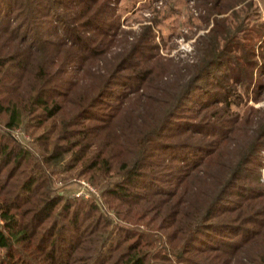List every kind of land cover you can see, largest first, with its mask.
<instances>
[{
    "label": "trees",
    "instance_id": "obj_1",
    "mask_svg": "<svg viewBox=\"0 0 264 264\" xmlns=\"http://www.w3.org/2000/svg\"><path fill=\"white\" fill-rule=\"evenodd\" d=\"M109 1L0 0V264H264V112L230 111L237 84L248 97L254 69L264 72V24L246 39L247 0H197L214 13L212 26L196 42L194 74L170 86L148 27L107 57L116 35ZM74 2L64 39L38 33L40 13ZM93 60L105 61L102 73ZM255 80L258 102L264 83ZM205 86L189 112L197 121L176 122ZM252 119L251 138L239 141ZM17 128L39 157L8 136ZM49 168L90 182L107 209L52 189Z\"/></svg>",
    "mask_w": 264,
    "mask_h": 264
},
{
    "label": "rangeland",
    "instance_id": "obj_2",
    "mask_svg": "<svg viewBox=\"0 0 264 264\" xmlns=\"http://www.w3.org/2000/svg\"><path fill=\"white\" fill-rule=\"evenodd\" d=\"M248 2H251V4H247ZM77 7L78 6L74 2L66 5V8H60L59 6L55 8L52 6L44 13H40V20L36 23L38 33L48 40L52 39L59 41L64 39V33L61 27L64 24L73 21L71 18L76 15L74 12L78 11ZM207 8L197 0H118L117 2L116 0H111L108 3V8L105 9V12L107 13L108 21H113L115 23L114 29H116V35L114 37V44L107 49L110 53L107 57L110 58V55L113 52L117 53L128 49L129 43L134 41V37H137L141 33V29L143 27H148L153 34L151 44L156 48L151 50L150 54L153 59L159 57L165 66H167L166 77L163 79L167 80V83L170 86H177L178 84L184 85L183 83L187 82L191 75L194 74V71L190 69L192 67L190 65L195 64L201 55V53L196 50V42L199 37L209 32L210 27L212 26L214 13L209 15V12L206 10ZM241 9L243 10L240 13L239 18V20H242L243 22L241 35L248 39L249 35L252 33L251 26L259 22L264 24V0H247V2L241 5ZM228 15L229 13L227 16ZM230 19L232 20V17H230ZM232 23H234V20H232ZM256 59L257 62L260 63L261 59L259 57ZM101 60H93L89 62L92 64V70L99 71L100 73L103 72L105 61ZM82 75L83 72L73 74L70 70L68 76L83 84L85 79H82ZM253 78L254 84L250 87L248 97L245 96L243 87L240 84H237L236 90L241 98L238 100L232 96V106L230 107L231 112L238 113L242 116L250 107L264 112V89H261L262 92L259 96L260 101L256 102L252 97V88L256 84L255 78H259V80L264 83V72L259 75L258 70L254 69ZM155 83L159 85L160 82ZM112 86L111 93H113V96L116 98L121 96V87L116 84ZM205 91H209L208 86L203 87L195 94L193 97L194 100L189 103L191 110L182 112L181 116L179 115L176 117V122L182 124L183 122L197 121L190 116V113L195 114V111L198 108L197 101H200V99L203 98V94L207 93ZM120 99H122V96L119 100ZM111 100L113 101L115 99L112 98ZM216 104L218 105V108L214 109V112L220 114L219 107L221 106V103ZM128 105L129 104H125L124 107ZM206 116L209 118L210 122L214 120L210 117L211 114H207ZM253 128L254 120L252 119L249 125L243 127V129L239 130L235 135L239 137V141L247 142L249 138H251ZM204 129L205 128L203 127L202 130ZM2 130L5 132V128L0 121L1 133ZM179 132L180 131L174 132V137H177L178 134H180ZM8 136L13 140L20 142L24 147L29 149L33 155L39 157V145L34 141V137H32L30 133L25 132L23 128H17L14 131L8 132ZM198 137L199 136L195 138L197 139ZM188 138H190V140L195 139L192 137ZM233 146L234 140L232 146L227 150L231 151L234 148ZM261 154L262 165L259 172L261 177L260 182L264 184V171L262 170V168H264V150L261 151ZM47 173L52 178V189L61 191L63 194L68 191L69 195L73 198H81L83 200L94 199L99 203V206L103 211L107 209L98 190L90 182L83 179H77L73 175L74 172L68 173L49 168ZM248 175L250 177V174ZM79 181H84L87 184H90L96 190L97 195L91 193L90 188L86 184L82 185ZM75 194H80L82 197H76ZM86 195L87 199L84 197ZM110 217L113 221L119 222L123 226L133 227V229L140 232H149L145 224L134 226L133 224L130 225L126 223L124 220L120 222L113 213L110 214Z\"/></svg>",
    "mask_w": 264,
    "mask_h": 264
},
{
    "label": "built area",
    "instance_id": "obj_3",
    "mask_svg": "<svg viewBox=\"0 0 264 264\" xmlns=\"http://www.w3.org/2000/svg\"><path fill=\"white\" fill-rule=\"evenodd\" d=\"M262 170L264 171V168H262ZM79 182H81L82 185H85V184H86V185L90 188V192L93 193V194H96V195H97L96 190H95L90 184H87V183L84 182V181H79ZM75 196H76V197H79L80 194H75ZM80 197H82V196H80ZM84 197L87 199V195L84 196Z\"/></svg>",
    "mask_w": 264,
    "mask_h": 264
}]
</instances>
